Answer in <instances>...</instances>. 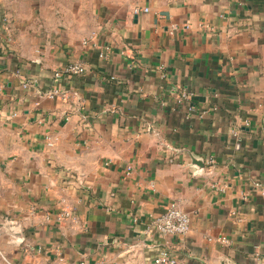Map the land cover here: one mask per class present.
<instances>
[{
  "label": "crops",
  "instance_id": "obj_1",
  "mask_svg": "<svg viewBox=\"0 0 264 264\" xmlns=\"http://www.w3.org/2000/svg\"><path fill=\"white\" fill-rule=\"evenodd\" d=\"M0 120V264H264V0H0Z\"/></svg>",
  "mask_w": 264,
  "mask_h": 264
},
{
  "label": "built area",
  "instance_id": "obj_2",
  "mask_svg": "<svg viewBox=\"0 0 264 264\" xmlns=\"http://www.w3.org/2000/svg\"><path fill=\"white\" fill-rule=\"evenodd\" d=\"M148 11V9H144ZM139 9L136 8L135 12H138ZM87 44V41L83 42ZM107 50L103 53V56L107 55ZM86 72V68L82 63H70L62 70L55 72V79L60 80L65 75H81ZM30 86L29 80L23 83V87L28 89ZM61 94L60 89L55 88L47 93L50 98L59 96ZM191 99V92L187 89H183L179 92L177 96V103H185ZM237 135L236 132H234ZM48 145L53 147L55 142L52 136H47ZM264 191V189H263ZM63 206L59 209L56 214L57 221L61 222L66 219H72L73 221H77L75 217V209L68 206L66 204V199L62 198ZM51 214L46 215V220H51ZM6 220L0 218V238L7 234L5 227ZM152 225L156 229L157 232L163 235H186L189 233L191 229V216L185 211L177 201L171 202L166 210L154 217L152 221ZM221 242L227 243L228 239L226 237H221L219 239ZM154 264H178V259L174 256V254L168 249H162L153 259Z\"/></svg>",
  "mask_w": 264,
  "mask_h": 264
},
{
  "label": "rangeland",
  "instance_id": "obj_3",
  "mask_svg": "<svg viewBox=\"0 0 264 264\" xmlns=\"http://www.w3.org/2000/svg\"><path fill=\"white\" fill-rule=\"evenodd\" d=\"M13 132L0 120V186H1V175L5 166V163L10 157L11 149L14 144ZM9 215L2 209H0V218L5 220H11Z\"/></svg>",
  "mask_w": 264,
  "mask_h": 264
},
{
  "label": "water",
  "instance_id": "obj_4",
  "mask_svg": "<svg viewBox=\"0 0 264 264\" xmlns=\"http://www.w3.org/2000/svg\"><path fill=\"white\" fill-rule=\"evenodd\" d=\"M193 162L194 164L198 165V167L200 168L204 167V162L202 160H198L194 158ZM5 227L7 234L11 235L16 239V241L20 242L19 239L23 238V232L19 221L16 219L6 220Z\"/></svg>",
  "mask_w": 264,
  "mask_h": 264
}]
</instances>
